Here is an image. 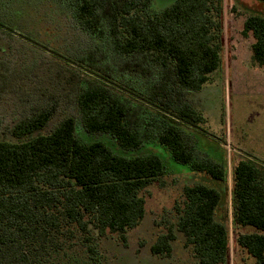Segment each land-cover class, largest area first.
<instances>
[{
	"label": "trees",
	"instance_id": "1",
	"mask_svg": "<svg viewBox=\"0 0 264 264\" xmlns=\"http://www.w3.org/2000/svg\"><path fill=\"white\" fill-rule=\"evenodd\" d=\"M14 2L25 1L0 5ZM54 2L88 39L65 57L84 130L128 151L157 142L178 163L227 183V161L200 156L188 131L206 122L192 97L223 66L224 0H174L161 10L154 0ZM3 19L1 12L10 33L1 31L13 36ZM242 33L253 36V63L264 67V16L249 15ZM6 85L0 81L1 92ZM56 111L53 103L36 109L13 125V139H0V264H66L75 246L99 264L100 240L117 234L126 242L146 213L141 193L166 174L154 152L126 156L103 140H82L75 116L45 131ZM222 202L220 190L194 184L176 206L177 228L200 264H229L230 231L216 218ZM232 223L256 229L238 233L236 246L264 264V170L249 158L232 170ZM174 238L170 229L152 253L171 256Z\"/></svg>",
	"mask_w": 264,
	"mask_h": 264
},
{
	"label": "rangeland",
	"instance_id": "2",
	"mask_svg": "<svg viewBox=\"0 0 264 264\" xmlns=\"http://www.w3.org/2000/svg\"><path fill=\"white\" fill-rule=\"evenodd\" d=\"M24 1L23 4L14 2L7 8L0 5L5 27L14 29L13 36L6 35L4 32H10L0 26V76L1 72L5 74L0 81H6L8 87L6 92L0 91V139H13L10 131L18 120L53 103L57 111L45 131L54 129L66 116H75L78 136L82 140H103L116 153L126 156L154 152L166 165L162 180L141 193L146 199V213L142 222L128 231L126 242L117 234H109L100 240L102 260L99 264H200L185 235L177 228L176 206L183 200L184 188L194 184L214 187L222 193L223 202L217 209L216 218L230 231L229 264H256L255 258L236 246L238 233L256 229L252 226L234 229L232 170L244 158L257 162L264 170V67L253 63V36L245 37L242 33L249 15L264 16V3L224 0L223 66L192 97L206 122L188 131L197 143L200 156L227 161L228 181L223 183L178 163L170 151L157 142L128 151L109 135L88 134L79 122L73 89L75 80L69 66L65 65L66 56L89 47L88 39L75 30L68 19L69 12L54 0ZM173 1L154 0L153 8L164 9ZM82 71L87 72L86 69ZM9 79L12 81L8 83ZM170 229L175 234L171 256L154 255L152 246ZM88 262L79 246H75L66 260V264H93Z\"/></svg>",
	"mask_w": 264,
	"mask_h": 264
}]
</instances>
